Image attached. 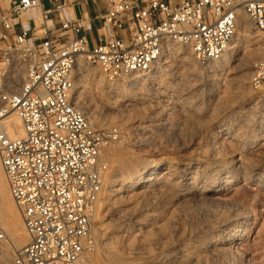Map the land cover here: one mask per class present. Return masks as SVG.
<instances>
[{
  "label": "built area",
  "instance_id": "built-area-1",
  "mask_svg": "<svg viewBox=\"0 0 264 264\" xmlns=\"http://www.w3.org/2000/svg\"><path fill=\"white\" fill-rule=\"evenodd\" d=\"M86 1L106 4L105 34L91 50L69 0H0V165L29 237L13 264H96L104 151L120 133L92 125L81 108L80 63L124 80L150 73L178 45L207 66L242 20L264 31V0ZM249 85L264 91V57ZM6 240L0 226V245Z\"/></svg>",
  "mask_w": 264,
  "mask_h": 264
},
{
  "label": "rangeland",
  "instance_id": "rangeland-1",
  "mask_svg": "<svg viewBox=\"0 0 264 264\" xmlns=\"http://www.w3.org/2000/svg\"><path fill=\"white\" fill-rule=\"evenodd\" d=\"M250 30L252 33L255 32V34H264V31L257 32L252 27ZM249 45V43H246L247 48ZM183 50L193 60L192 66L182 64L180 57L174 53L175 51L171 47L153 71L147 73L146 83H134L130 81L131 77L124 80L111 81L97 67L85 66L90 71L100 73L102 78L104 77V81L106 80L103 87L99 88L97 86L96 88L93 86L92 90H90L89 88L92 86H86L83 83L84 79L82 78L80 69H77L75 72V90L79 94L81 108L88 115L89 121L91 120L90 123L104 129L116 128L120 133L119 142L111 144L104 151V158L109 167L106 175L107 181L119 179L120 177L117 176L121 175V171H125L126 167H130V165L147 167L145 170L147 177L142 179L137 188L132 189L133 191L131 190L128 193L124 191L114 196L105 183L97 210V220L95 219L93 225V239L98 248L96 259L101 260L103 264H155L159 263V261V264H165L164 262L166 261V263L172 262V257H175V254L178 253L177 250L181 251L184 248L187 249L195 245L194 247L199 246L200 248L205 246L200 251V253L202 252L200 257L203 259L206 257L204 260L201 258L204 261L202 262L203 264H205V261L207 262L206 264H264V188L257 185V179L254 183L238 180L226 186L219 184L218 186L216 184L217 180H215L217 177H215L216 175L212 170L216 166L221 165L223 160H227L228 162V159H231L230 156L232 157V155L229 154L234 155L233 152H235L237 147L236 141H239V136H234L236 139L229 140L232 144L227 141L226 146L225 144H222L223 146L220 145L221 143L217 142L220 141L219 137L225 138L228 134H226V130H223L224 134L223 132L221 134L218 133L217 125L219 122L220 125L225 124L229 126L232 124L237 126V128H247V134L243 135L244 138H248L245 144L246 148H248L245 152V154L247 153L246 156L252 159L254 157L256 162L257 160H264L263 156H257L251 152L255 150V144L252 143L254 136L256 134L264 135V91L254 92L250 88L249 83L254 68L251 69L246 80L248 82H245L244 85L233 81L235 85L233 83V85L230 84L229 87L231 89L229 87L222 90L218 89V86L211 85L212 83L209 81L218 79L221 75V77L229 75L230 78L237 79V74H233L234 65H236L234 63L235 59L232 60L234 57L230 58L224 66L218 65V67L216 65L213 67L212 64L200 66L193 56H191L190 51L188 53L186 48H183ZM263 57L264 54L262 57H257V61L258 58L260 60ZM190 68L192 74L196 72L200 73V75L199 73L194 74V76L198 74L196 76L198 79L194 78L197 79L195 81L196 84L197 82L200 84H197L199 85L196 89L197 91L191 90V83L193 82L191 81L189 84L188 81L194 80V78L190 77L191 79H186L187 77H184L182 73V71H184V74L186 72L190 73L188 70ZM174 69L177 71L181 70L179 73H182V75ZM171 77L173 80L170 79ZM178 77L185 78L186 81L181 78L179 80ZM166 82L167 84H165ZM177 85L178 87H176ZM188 85H190L189 88ZM165 88L166 90L164 91ZM245 88L246 90H244ZM178 90L179 92H177ZM223 91L226 93L224 94ZM141 93L143 95L146 94L145 96L150 98L155 97V99H158L163 104L167 105L169 103V106L172 108L169 109L168 106L165 112L159 110L156 115H152L151 120L153 122H143L146 116V111H143L144 107L140 104L131 106L125 101V99L141 96ZM117 98H120V100ZM236 99L238 100L237 102ZM177 105L182 108L177 107ZM260 121H263L261 127H259L260 124H257ZM215 136H217V140H215ZM213 149L218 154V157L213 155L215 152ZM209 154L211 157H209ZM143 159L144 161H142ZM148 160H154V164L158 163V170L156 167H152L153 164H150ZM128 164L130 165L127 166ZM168 166L188 170L189 172L196 171L197 167L199 170L208 168L204 170L206 171L208 181L210 184H214L218 192L210 194L205 201L195 200V198L189 195L176 196L177 194L171 190L170 185L163 181L164 176L167 178L172 177V174H164ZM119 168L123 169L118 170ZM127 189L125 188V190ZM6 194L9 201L8 210L0 208L2 209L0 211L1 214L7 216L10 213L9 211L12 210L13 212H17L21 218L17 206L10 195L7 183ZM184 214L186 215L184 216ZM240 216L241 218H248L246 222L250 227L246 231V236L244 237L242 233V236L236 239L233 245L218 243L217 246L212 245L213 247H209V239H213L214 237V239L223 238L224 232L220 227L222 223L228 218L234 217L237 219ZM159 221L162 223L166 222L162 224ZM5 227L8 228L7 225ZM5 243L9 244L8 237ZM5 243H3L5 246L1 244L0 248H6L8 244L6 245ZM211 247L213 251H210L212 250ZM216 248L219 249L217 250ZM10 255H13L12 258ZM8 258L11 261L9 263L13 264L14 254L10 251ZM0 264H2L1 261Z\"/></svg>",
  "mask_w": 264,
  "mask_h": 264
},
{
  "label": "bare ground",
  "instance_id": "bare-ground-1",
  "mask_svg": "<svg viewBox=\"0 0 264 264\" xmlns=\"http://www.w3.org/2000/svg\"><path fill=\"white\" fill-rule=\"evenodd\" d=\"M250 24L247 20H242V22L240 23L239 25V28L238 30L236 31V34L234 35L233 39L231 40L229 46L227 47V49L225 50V52L222 54V56L219 58L218 61H216L214 64H212L213 67H215L216 65H223L227 62L230 58L234 57L232 60L235 59V64L234 65V75L237 74V79L236 78H230L229 75H225L224 77H219L218 79H214L212 81H209L211 82L212 84L211 85H216L218 86L217 88L218 89H226L227 87H229V85H233V81H237V83H239L240 85H244V83L246 82L247 80V77L248 75L250 74L251 72V69H253L255 67V64L257 62V57H262V55L264 54L263 51H264V34H255V32L252 33V29L250 30ZM251 42V43H250ZM246 43H249L250 45L248 46V48L246 47ZM173 48L174 49V53H176L179 57H180V62L183 64H187L189 66H192L193 65V60L191 59V57H189L188 55L185 54V51L183 50L184 47H181V46H176V45H171L169 46V48ZM188 52V50H187ZM189 53V52H188ZM192 56V55H191ZM179 59V58H178ZM259 60V58H258ZM166 63V62H165ZM168 64V63H167ZM166 64V65H167ZM83 64H79V68L77 69H80V73L82 75V78L84 79L83 80V83L86 85V86H92L91 88H89L90 90H92L93 86L97 88V86L100 88V87H103V85H105V81H104V77L102 78V75L99 73H96L95 71H90L88 70V68L86 69L85 68V65L82 66ZM165 65V64H164ZM163 65V67H164ZM172 66V65H171ZM170 66V67H171ZM176 66V64H175ZM175 66H173L174 68H176ZM181 66V65H180ZM179 66V67H180ZM167 67V66H165ZM219 67V66H218ZM196 68V67H195ZM212 68V67H211ZM210 68V69H211ZM164 69V68H163ZM179 69V68H178ZM215 69V68H214ZM213 69V70H214ZM176 70V69H174ZM190 71V73L186 72L184 74V71H182L183 73V76L187 77L186 79H191L190 77H196L197 75L194 76V74L196 73H199V72H196L194 74L191 73V68L188 69ZM228 70V69H227ZM231 70V69H230ZM233 70V69H232ZM162 71V70H161ZM216 71V70H215ZM79 72V71H78ZM177 73L181 72L180 71H177ZM221 72V70H220ZM233 72V71H232ZM175 73V72H174ZM182 73H179L182 75ZM229 74V73H228ZM147 75L148 74H140V75H136L134 77H131V80L132 82L134 83H140V82H145L147 81ZM166 75V74H165ZM200 75V73H199ZM224 75V74H223ZM172 76V75H170ZM169 76V77H170ZM182 76V77H183ZM209 76V74H208ZM211 76V75H210ZM213 76V75H212ZM219 76V75H218ZM232 76V75H231ZM168 77V76H167ZM200 77V76H199ZM202 77V76H201ZM81 78V77H80ZM81 78V79H82ZM179 80L181 77H178ZM197 78V77H196ZM166 79V78H165ZM172 79V77L170 78ZM182 79V78H181ZM185 79V78H184ZM182 79V80H184ZM185 79V81H186ZM198 79V78H197ZM194 78L191 79V80H188L189 81V84L190 82L192 81L193 83H191V86H192V89L191 90H196L198 88V86L200 85L198 82L197 85L196 84V80ZM213 79V78H212ZM173 80V79H172ZM181 80V81H182ZM200 80V79H199ZM207 80V78H206ZM82 81V80H81ZM168 81V79H167ZM183 82V81H182ZM248 82V81H247ZM246 82V83H247ZM82 83V82H81ZM163 83V81H162ZM185 83V82H184ZM201 83V81H200ZM233 83V84H232ZM77 84V83H76ZM80 84V83H79ZM82 84V85H84ZM167 84V82L165 83ZM169 84V83H168ZM210 84V83H209ZM208 84V85H209ZM78 85V84H77ZM235 85V84H234ZM190 85H188V88H189ZM237 86V84H236ZM246 86V85H245ZM243 86V87H245ZM108 88V86H106ZM163 87V86H162ZM178 87V85L176 86ZM181 87V86H180ZM184 87V86H183ZM234 87V86H233ZM232 87V88H233ZM239 87V85L237 86ZM242 87V89H243ZM84 88V86H83ZM88 88V87H87ZM174 88V87H173ZM231 89V87H229ZM241 88V87H240ZM239 88V89H240ZM115 89V88H114ZM119 89V88H118ZM117 89V90H118ZM179 89V88H178ZM184 89V88H182ZM234 89V88H233ZM101 90V89H99ZM103 90V89H102ZM107 90V89H106ZM105 90V91H106ZM161 90V89H160ZM166 90V88L164 89V91ZM174 90V89H173ZM176 90V89H175ZM186 90V89H185ZM189 90V89H188ZM220 90V91H221ZM228 90V89H227ZM246 90V88L244 89ZM168 91V90H167ZM166 91V92H167ZM172 91V90H171ZM169 91V92H171ZM197 91V90H196ZM239 92V90H237ZM104 92V91H103ZM162 92V91H161ZM165 92V93H166ZM179 92V90L177 91ZM184 92V90H183ZM181 92V93H183ZM187 92V91H186ZM222 92V91H221ZM224 92V91H223ZM236 92V91H235ZM234 92V93H235ZM242 92V91H240ZM246 92V91H245ZM163 93V92H162ZM164 93V95H166ZM185 93V92H184ZM183 93V94H184ZM216 93V92H215ZM226 92H224L225 94ZM229 93V92H228ZM237 93V92H236ZM244 93V92H242ZM137 94V93H136ZM142 94V93H141ZM247 94V93H246ZM146 95V94H145ZM145 95H139V96H135L134 98H130V99H125L126 102H128V105H131V106H136L137 104H140L144 107V110L143 111H146V116L144 117L143 119V122H153L151 119H152V115H156L159 110H161L162 112H165L167 110V107L169 106V103L166 104H163L161 101H159L158 99H155L154 98H150L148 96H145ZM148 95V94H147ZM168 95V94H167ZM174 95V93H173ZM177 95V94H176ZM182 95V94H181ZM185 95V94H184ZM245 95V94H244ZM171 96V95H170ZM190 96V95H189ZM237 96V95H236ZM77 97L79 98V94L77 93ZM130 97V96H129ZM218 97V96H217ZM123 98V97H122ZM126 98V97H125ZM174 98H176L174 96ZM173 98V99H174ZM233 98V97H232ZM118 99V98H117ZM179 99H181L179 97ZM217 99V98H216ZM221 99V98H220ZM80 100V99H79ZM120 100V98L118 99ZM176 100V99H175ZM219 100V99H218ZM232 100V99H231ZM163 101V100H162ZM166 101V100H165ZM180 101V100H179ZM217 101V100H216ZM238 100L236 99V102ZM122 102V101H121ZM183 102V101H182ZM230 102V101H229ZM249 102V101H248ZM174 104V102H173ZM180 104V103H179ZM185 104V102H184ZM184 104H182L184 106ZM123 105V103H122ZM172 105V104H171ZM139 107V106H138ZM137 107V108H138ZM174 107V106H173ZM177 107H181V106H178ZM252 107V106H251ZM172 108L169 106V109ZM178 108V109H179ZM182 108V107H181ZM205 108V107H204ZM255 109V108H254ZM228 110V109H227ZM220 112V111H219ZM249 112V111H248ZM254 112V111H253ZM210 115V114H209ZM208 115V116H209ZM88 116V115H87ZM192 116V115H191ZM254 116V115H253ZM89 118V117H88ZM226 119V118H225ZM227 120V119H226ZM259 121V120H258ZM12 122L14 125L16 126H19L20 127V120L19 118L14 115L12 117ZM91 122V120H90ZM98 122V121H97ZM204 122V121H203ZM218 122V121H217ZM229 122H232V121H229ZM249 122V121H248ZM254 122V121H253ZM263 122V121H262ZM262 122L260 121L259 123L257 124H260L259 127H261V124ZM96 123V122H95ZM220 123V122H219ZM217 125V130H218V133H222L223 130H226V134H228L227 137L225 138H220L219 135V140L220 141H217L220 145H224L226 146L227 144V141L231 140V139H236L234 136H239V141H236V150L233 154H229V155H232V157L230 156L231 159H228L229 161L227 162V160H223V165L221 163V165L219 166H216L215 169H212L213 170V173H215V177H217L215 180H217L216 184L218 185H229V184H232L238 180H244V181H248V182H251V183H254V181L257 179L256 183H258L257 185H260L261 187L264 188V160H257V163L255 160H254V157L253 159L249 156H246L245 152L248 148H246L247 146H245L246 144V141L248 138H244L243 135H246L247 132H248V129L247 128H242V127H238L235 126V125H232L230 124L229 126L225 125V124H219ZM99 125V124H98ZM150 125V124H149ZM148 125V126H149ZM246 125V124H245ZM249 125V124H248ZM263 125V124H262ZM203 127V126H202ZM250 128V126H248ZM197 128V127H196ZM216 129V128H215ZM252 129V128H251ZM257 129V128H256ZM216 130V131H217ZM251 131H255V130H251ZM250 132V131H249ZM264 133V132H263ZM224 134V132H223ZM222 134V135H223ZM256 134V133H255ZM254 134V135H255ZM216 135V134H215ZM253 135V136H254ZM214 136V135H212ZM217 136H215V140ZM224 137V136H223ZM248 137V136H247ZM232 141V140H231ZM230 142V144H232ZM252 143L255 144L254 148L255 150L251 151L253 153H255L257 156H263L264 157V135L262 134H256L252 140ZM218 144V145H219ZM222 145V146H223ZM248 145V144H247ZM229 146V145H228ZM218 147V146H216ZM230 147V146H229ZM213 148V147H212ZM231 148V147H230ZM253 148V147H252ZM210 149V148H209ZM214 150V149H213ZM217 150V149H216ZM222 150V149H221ZM229 150V149H228ZM234 150V149H233ZM232 150V151H233ZM215 151V150H214ZM107 153V152H106ZM210 153V152H209ZM211 154V153H210ZM209 154V157H211ZM252 154V153H251ZM119 155V154H118ZM214 156H217L218 157V154L216 153V151L213 153ZM212 155V156H213ZM224 156V154H222ZM221 155V156H222ZM226 155V154H225ZM228 155V156H229ZM255 155V156H256ZM121 156V155H120ZM213 156V157H214ZM249 157V158H248ZM108 158V157H107ZM258 158V157H257ZM220 159V158H219ZM226 159V158H224ZM260 159V157H259ZM262 159V158H261ZM109 160V159H108ZM215 160V159H214ZM144 161V159L142 160ZM150 164H153L152 167H156L157 169V165L158 163L154 164V160H148ZM217 161V160H216ZM125 162V160H124ZM129 162V161H128ZM147 162V161H146ZM127 164V163H126ZM136 164V163H135ZM138 164V163H137ZM144 164V163H143ZM212 164V163H211ZM121 165V164H120ZM130 164H128L127 166H129ZM133 165V164H132ZM215 165V164H214ZM119 166V165H118ZM124 166V165H123ZM142 166V165H141ZM125 167V166H124ZM146 166L144 167H140V165H134V166H131L130 167H126V170L125 171H121V175L117 176V177H120L119 179H115V180H108L106 179V184L108 185V187L110 188V191L112 192V194L114 196L124 192V191H127L130 192L132 189H135L137 188L138 184L141 183L142 179L147 177V175L145 174V170H146ZM203 168V167H201ZM123 169V168H122ZM122 169H118V170H122ZM167 171L164 172V174H172V177L171 178H167L164 176L163 178V181L165 183H168L170 185V188L171 190H173V192H175L176 196H184V195H189L190 197L192 196L193 198H195V200H206L208 198V196L212 193H216L218 192V189H216V187L214 186V184H210V182L208 181V178L206 176V171L204 170H207L206 168L204 170H199V168L197 167L196 168V171H191L189 172L188 170H182V169H179V168H173L171 166H168L167 168ZM154 170V169H153ZM158 170V169H157ZM211 170V169H210ZM152 171V170H151ZM115 172V171H114ZM116 173V172H115ZM113 174V173H111ZM119 174V172H118ZM145 174V175H144ZM211 174V173H210ZM208 175V174H207ZM214 175V174H213ZM109 176V175H108ZM115 176V175H114ZM210 176V175H209ZM255 177V179H253ZM110 178V177H109ZM108 178V179H109ZM213 178V176H212ZM141 179V180H140ZM253 179V180H252ZM149 180V179H148ZM146 180V181H148ZM212 181V180H211ZM6 179L4 177V174H3V170H2V167L0 165V208H3V209H7V206L9 204V201H8V198H7V194H6ZM8 185V183H7ZM218 185V186H219ZM107 187V188H108ZM125 188L127 190H125ZM222 188V187H221ZM133 191V190H132ZM220 191V190H219ZM132 194V193H131ZM129 196V195H128ZM174 196V195H173ZM188 196V197H189ZM109 197V196H108ZM176 198V197H175ZM187 199V198H186ZM211 199V198H210ZM138 201V200H136ZM135 201V202H136ZM111 202V201H110ZM181 202V201H180ZM185 202V201H184ZM177 203H179L177 201ZM176 203V204H177ZM111 204V203H110ZM138 204V203H137ZM136 204V205H137ZM140 204V203H139ZM183 204V203H182ZM201 204V203H200ZM199 204V205H200ZM210 204V203H209ZM179 205V204H178ZM176 206V205H175ZM187 206V205H186ZM203 206V204H202ZM110 207V206H109ZM192 207V206H191ZM140 208V207H139ZM190 208V207H189ZM205 208V207H204ZM191 209V208H190ZM2 209H0L1 211ZM6 210V211H7ZM175 210V208H174ZM204 210V209H203ZM202 210V211H203ZM188 211V210H187ZM200 211V210H199ZM205 211V210H204ZM10 213L7 214V216H3L0 212V226L1 228L4 230L5 234H6V237H8V241H9V244L7 245L5 242V244L7 245L6 248H0V261L2 264H10L11 261L9 260L8 256H9V251L12 252V254H15L17 253L18 251H20L26 244V242H28V233L26 231V228L23 224V221L22 219L20 218V216L18 215L17 212H13L12 210L9 211ZM99 212V211H98ZM174 212V211H172ZM166 213V212H165ZM201 213V212H199ZM225 213V212H224ZM149 214V213H148ZM171 214V213H169ZM168 214V215H169ZM180 215V214H178ZM186 214H184L185 216ZM211 215V214H210ZM224 215V214H223ZM97 216V214H96ZM206 216V215H205ZM225 216V215H224ZM227 216V215H226ZM164 217V216H163ZM167 217V216H166ZM173 217V216H172ZM230 217V216H229ZM237 217V216H236ZM215 218V217H214ZM213 218V219H214ZM96 219V217H95ZM197 219V218H196ZM227 219V218H226ZM97 220V219H96ZM157 220V219H156ZM174 221V219H173ZM189 221V220H188ZM197 221V220H196ZM215 221V220H214ZM221 221V220H220ZM248 221V218L246 217H243L241 218H237L235 219L234 217L233 218H228L225 222L222 223V225L220 226L222 229H223V232H224V236L223 238L221 239H209V247L210 246H214V245H218L219 244H224V245H227V244H235V240L236 239H239L240 236H242V233H243V236L245 237L246 236V231L248 230V228L250 227L249 224H247ZM97 222V221H96ZM99 222V221H98ZM101 222V220H100ZM161 221H159L160 223ZM166 222V221H165ZM163 222V223H165ZM168 222V221H167ZM162 223V222H161ZM162 223V224H163ZM181 223V222H180ZM158 224V223H157ZM169 224V223H168ZM197 224V223H196ZM5 225L8 226V228L5 227ZM3 226V227H2ZM5 227V228H4ZM174 228V227H173ZM195 229V228H194ZM148 231V230H147ZM173 231V230H172ZM150 232V231H148ZM222 232V233H223ZM241 235H240V233ZM172 233V232H171ZM153 234V233H152ZM164 234V233H163ZM144 235V234H143ZM152 236V235H151ZM209 236V235H208ZM147 237V236H146ZM172 239V238H170ZM169 239V240H170ZM168 241V240H167ZM205 244H208V243H205ZM4 245V244H3ZM202 245V244H201ZM204 245V243H203ZM5 246V245H4ZM192 246V245H191ZM195 246V245H194ZM189 247L187 249L184 248V250H177L178 253L175 254V257H172V262L171 263H166L164 262L165 264H203L201 260L202 257H200V254L202 255V252L200 253L201 251V248L205 247V246H202L201 248L199 246H196V247ZM212 246V247H213ZM221 246V245H220ZM181 247V246H180ZM211 247V248H212ZM223 247V246H222ZM206 249V248H205ZM217 250L219 248H216ZM210 250V249H209ZM215 250V249H214ZM210 251H213V248L212 250ZM174 252V251H173ZM224 252V251H223ZM175 253V252H174ZM205 253V252H204ZM229 253V252H228ZM11 256V255H10ZM13 256V255H12ZM11 256V258H12ZM172 256V255H171ZM174 256V255H173ZM205 257V256H204ZM206 258V257H205ZM204 258V259H205ZM203 259V258H202ZM203 259V260H204ZM12 260V259H11ZM121 260V259H120ZM168 260V259H167ZM13 261V260H12ZM10 262V263H9ZM170 262V261H169ZM150 263V262H149ZM153 263V261H152ZM160 263V261H159ZM159 263H155V264H159ZM207 262L205 261V264ZM96 264H103L101 260L99 259H96ZM138 264V263H137ZM232 264V263H231Z\"/></svg>",
  "mask_w": 264,
  "mask_h": 264
},
{
  "label": "crops",
  "instance_id": "crops-1",
  "mask_svg": "<svg viewBox=\"0 0 264 264\" xmlns=\"http://www.w3.org/2000/svg\"><path fill=\"white\" fill-rule=\"evenodd\" d=\"M106 12L103 1L69 0V15L71 18L81 20L84 25L83 35L88 42V48H95L99 39L105 34L98 16Z\"/></svg>",
  "mask_w": 264,
  "mask_h": 264
}]
</instances>
